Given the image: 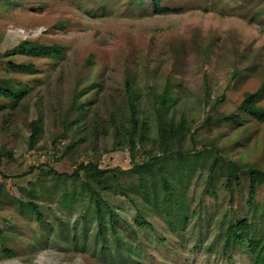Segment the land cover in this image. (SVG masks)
Returning a JSON list of instances; mask_svg holds the SVG:
<instances>
[{"label":"rangeland","instance_id":"1","mask_svg":"<svg viewBox=\"0 0 264 264\" xmlns=\"http://www.w3.org/2000/svg\"><path fill=\"white\" fill-rule=\"evenodd\" d=\"M160 1L181 12L157 15L151 0H0V79L27 88L16 102L0 99V264H251L243 247L225 248L219 235L247 219L264 240V190L249 206L245 168L232 190L206 168L215 155L264 170V123L245 115L241 125L224 121L264 82V0ZM21 42L58 45L63 56L10 52ZM9 61L35 71L12 72ZM127 81L149 128V144H136V162L159 151V96L176 98L167 116L183 119L188 131L172 151L203 164L190 179L180 176L182 190L169 177L182 206L160 193L150 208L133 190L131 199L104 192L95 206L83 176L49 173L71 175L88 162L130 169V151L114 147L109 129L110 116L120 124L127 114ZM75 93L84 103L80 119L71 107ZM256 105L264 108V93ZM37 118L40 136L30 148ZM94 125L99 134L109 130L94 136ZM117 174L125 184L127 175ZM142 217L151 229L136 224Z\"/></svg>","mask_w":264,"mask_h":264},{"label":"trees","instance_id":"2","mask_svg":"<svg viewBox=\"0 0 264 264\" xmlns=\"http://www.w3.org/2000/svg\"><path fill=\"white\" fill-rule=\"evenodd\" d=\"M151 1L154 13L157 15L170 13L177 14L181 12V10L177 8L162 6L160 0ZM10 52L32 57L60 58L63 56L62 47L58 45L30 46L26 42L19 43L10 50ZM6 65L10 71L20 74H29L35 71L33 65L15 64L10 61L7 62ZM25 93H27L26 86L14 87L10 85V82L0 79V99L16 102ZM124 93L127 114L122 116L123 122L120 124L116 122L117 120H115V118L110 116L109 129H112L113 131L114 147L118 149L126 148L130 151L132 157L130 169L124 171L119 168L103 169L98 165L88 162L86 164H79L71 175L58 174L51 170H49V173L58 176L63 180L71 179L72 181L81 180L83 176L85 180L81 182V185L83 186V189L87 190L89 193L88 195L90 196V199L94 201L95 206H100V201H104L102 197V193L104 192L108 193L110 191L113 195L120 194L121 196L131 199L129 193L132 190L137 192L139 198L144 203H149L150 208L156 206L155 203L160 193L174 196V201L182 206V203L179 200H181L183 195L180 193H174V185L170 184L169 177L172 176L175 180L176 186L182 190L183 187H180L182 184V178L180 176L190 179L194 166L203 164L199 162L197 156H191V153L183 154L181 152L174 153L172 151V142L180 140L188 131V127L183 119H180L175 123L167 116L169 107L175 104L176 98L167 93H162L159 96L158 104L157 106H154L158 124L157 133L160 141L159 151L156 154L148 156L145 160L143 159L140 162H136L134 158L136 144L138 143L143 147L149 144V128L147 121L140 118V94L131 82H126ZM262 93H264V82L256 91L245 93L242 100L237 105L235 112L224 117V121L232 125H241V115H245L258 123H264V108L256 105ZM80 95L81 94L75 93L71 102L72 109L79 112L77 119L82 118L80 110L84 105V103L79 102L78 100ZM30 129L29 147L33 148L40 136V118H37L30 123ZM109 129L108 127L101 128L102 132L100 134L106 135ZM93 134L94 136L100 135L96 125L93 126ZM152 144H154L153 141ZM63 155H67L66 150ZM206 169L210 175L219 172V174L225 179L224 186L227 190H232V187L234 186H240V173L243 169L246 170L248 175L247 203L249 206L252 205L256 198L258 190H264V170L257 167L242 166L235 162L225 160L221 156L213 155L212 160ZM117 173L127 175L125 184H123L124 182L121 183L120 177ZM134 177L137 179V183H134ZM156 178H159L158 184L155 183ZM29 205L32 206V210L36 213L37 220H42V216L38 212L37 206L34 204ZM176 207L177 211H182V207ZM179 214L182 215V213ZM140 219L141 220L136 221V224L139 227L146 226L149 229L152 228L151 224L147 223L143 217ZM110 225L111 230L114 232L113 223ZM102 227L103 226L100 224L99 229L101 230ZM219 238L223 239L225 248L229 245L243 247L250 255L251 264H264V240L257 235L253 225L247 219L236 220L234 223H231L225 233L219 235ZM3 252L7 253L9 257L14 256V254L7 249H4ZM127 252L131 255L133 249L128 247ZM135 253H133V255H135ZM133 255L132 257H134Z\"/></svg>","mask_w":264,"mask_h":264}]
</instances>
